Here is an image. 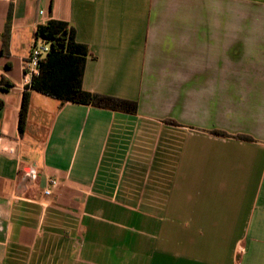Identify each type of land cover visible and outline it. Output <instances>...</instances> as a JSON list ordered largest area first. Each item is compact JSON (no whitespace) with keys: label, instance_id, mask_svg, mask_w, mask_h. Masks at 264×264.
Masks as SVG:
<instances>
[{"label":"crops","instance_id":"0c3cea01","mask_svg":"<svg viewBox=\"0 0 264 264\" xmlns=\"http://www.w3.org/2000/svg\"><path fill=\"white\" fill-rule=\"evenodd\" d=\"M50 20L136 114L28 90ZM0 264H264V0H0Z\"/></svg>","mask_w":264,"mask_h":264},{"label":"trees","instance_id":"16d2710c","mask_svg":"<svg viewBox=\"0 0 264 264\" xmlns=\"http://www.w3.org/2000/svg\"><path fill=\"white\" fill-rule=\"evenodd\" d=\"M9 27V26H8ZM3 33L4 49L8 45L9 28ZM36 39L50 44V52L40 64V73L32 78L28 90L40 92L65 102L93 105L98 108L136 114L138 104L135 101L111 96L95 95L83 89V71L88 47L76 41L75 29L69 24L50 20L39 26ZM6 86L8 84L6 83ZM29 110V93H24L20 114V131L24 130ZM214 134L225 136V133L214 131ZM251 141L248 136L239 137Z\"/></svg>","mask_w":264,"mask_h":264},{"label":"built area","instance_id":"2783aa9c","mask_svg":"<svg viewBox=\"0 0 264 264\" xmlns=\"http://www.w3.org/2000/svg\"><path fill=\"white\" fill-rule=\"evenodd\" d=\"M40 40L43 45L42 47L38 46H34L31 54L28 58L27 61L24 62L23 64V70L25 72V82L26 84L30 85L32 78L35 76H38L40 73V64L42 62L43 59L46 58V56L48 55V53L50 52V44ZM57 181L53 180L52 181V187H56L57 186ZM51 189H48L45 191V195H51Z\"/></svg>","mask_w":264,"mask_h":264},{"label":"rangeland","instance_id":"374dc122","mask_svg":"<svg viewBox=\"0 0 264 264\" xmlns=\"http://www.w3.org/2000/svg\"><path fill=\"white\" fill-rule=\"evenodd\" d=\"M42 45H43V43L40 41V43H39V47H42Z\"/></svg>","mask_w":264,"mask_h":264}]
</instances>
